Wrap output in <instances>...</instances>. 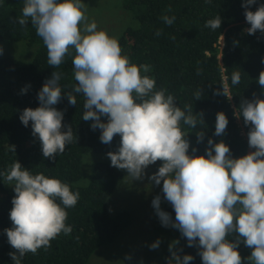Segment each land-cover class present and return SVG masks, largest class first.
I'll use <instances>...</instances> for the list:
<instances>
[{
    "label": "clouds",
    "instance_id": "9594fccd",
    "mask_svg": "<svg viewBox=\"0 0 264 264\" xmlns=\"http://www.w3.org/2000/svg\"><path fill=\"white\" fill-rule=\"evenodd\" d=\"M254 4L256 0L242 3L250 25L246 30L249 35L257 31L264 35V4L249 10ZM29 20L47 49L49 66L59 68L74 51L76 83L66 95L71 105L77 104L75 94L84 97L82 119L92 121L93 130H101L102 143L111 144L114 136H120L118 150L107 153L111 166L127 170V177L133 181L142 180L150 165L162 162L149 177L157 186L163 182V198L175 212L173 222L170 214L160 208L161 197L152 200L162 226L178 229L189 247L198 246L203 264H242L237 250L241 242L252 249L247 258L251 264H264V99H244L239 105L237 117L242 116L244 124L250 126L247 137L252 151L234 158L227 143L209 138L204 155H195L196 148L189 154V132L181 125L190 129L204 125L202 114H194L192 105L182 109L172 94H166L167 89H157L155 78L147 75L152 66L137 65L122 54L118 38L98 29L94 20L89 21L83 0H25L17 22L27 26ZM162 20L170 26L175 17L163 16ZM221 23L218 15L206 21L205 27L216 30ZM60 79L61 73L53 71L38 93L39 107L25 108L19 117L25 127L32 122V135L39 139L43 157L52 160L77 141L72 127L62 123L64 112L54 107L65 95ZM240 80L241 73L233 72L232 85ZM257 82L264 89V70ZM28 87L21 92L26 93ZM216 94L232 98L226 82L222 83V92ZM194 95L196 100L201 99V89ZM228 123L225 113L218 112L214 135H225ZM196 135L197 143L202 142L204 131ZM11 150L15 152L14 145ZM0 175L6 184L14 185L9 212L12 227L4 229L8 243L15 249L8 254L14 264H21L27 253L47 250L61 233L71 234L66 209L76 206L79 191L73 192L69 184L42 172L33 174L18 160ZM232 234L235 240L230 241ZM177 243L173 241L169 246V264L173 260L175 264H189L194 257L181 258L174 250ZM159 244L158 239L150 248L156 249Z\"/></svg>",
    "mask_w": 264,
    "mask_h": 264
},
{
    "label": "trees",
    "instance_id": "16d2710c",
    "mask_svg": "<svg viewBox=\"0 0 264 264\" xmlns=\"http://www.w3.org/2000/svg\"><path fill=\"white\" fill-rule=\"evenodd\" d=\"M125 11L132 13L138 22L137 28L127 29L119 43L124 55L132 63L149 64L152 71L147 73L155 78L157 89H167L179 107L193 106V113H201L204 125H197L188 131L187 139L195 155H204L211 138L214 142L223 140L230 147L234 158L246 155L253 149L248 146L247 133L250 126L244 124L239 116L242 100L264 99V89L257 79L264 70V35L257 31L247 33L250 25L245 19L243 0H120ZM25 0H0V43L27 42L39 44L40 48L30 63L15 58H0V173L6 172L18 160L23 168L33 174L44 173L70 185L73 192L79 191L80 199L68 212L67 224L73 230L70 235L61 233L51 241L47 250L41 248L35 255L27 253L21 264H88L94 254L103 246L115 242L132 224L129 212L110 215L108 201L123 173L117 171L109 162H98L90 174L86 187L76 183L82 178V162L88 153L106 155L115 152L120 146V136L116 135L111 144L100 141L101 130L91 128L92 121H84V97L75 94L77 104L71 105L66 93L76 83L73 76L72 57L74 51L65 57L59 68L47 63V49L42 38L36 33L29 20L27 26L17 21L22 15ZM264 0H256L249 10L255 11ZM171 11H167V9ZM222 18L221 27L212 30L205 27L206 21L216 16ZM175 17L172 25H166L162 17ZM157 31L161 34L157 35ZM223 39V47L220 41ZM53 71L61 73L59 81L65 95L54 107L64 112L62 123L71 126L77 141L69 144L63 154L55 160L43 157L41 143L32 135L31 121L25 127L19 117L25 108L39 107L38 93L45 80ZM241 73L239 84L232 85V73ZM228 84L229 100L222 94V83ZM26 93L21 89L29 86ZM202 91L201 99L195 93ZM255 94V96L253 95ZM224 112L228 118L226 134L214 135L216 114ZM235 113V115H234ZM103 122L106 117H101ZM199 119V117H197ZM66 130V128L64 129ZM198 131H204V139L197 143ZM15 146V152L11 150ZM161 161L152 166L159 168ZM12 186L6 184L0 175V264H14L9 252L15 251L8 243L4 229L12 227L9 212L15 195ZM59 203V201H57ZM161 210L170 214L173 222L175 212L172 205L161 195ZM174 250L181 256L194 257L189 264H203L198 254V246L189 247L187 239L175 229ZM235 240V234L228 237ZM249 257L252 249L243 242L237 249ZM171 253L167 250L162 264H169ZM171 264H175L173 260Z\"/></svg>",
    "mask_w": 264,
    "mask_h": 264
},
{
    "label": "rangeland",
    "instance_id": "374dc122",
    "mask_svg": "<svg viewBox=\"0 0 264 264\" xmlns=\"http://www.w3.org/2000/svg\"><path fill=\"white\" fill-rule=\"evenodd\" d=\"M87 5L89 21L94 20L98 29L107 30L110 36L120 40L125 31L137 28L138 22L132 13L123 9L120 0H83ZM223 47V39L220 41ZM0 58H15L30 63L38 52L40 45H28L27 42H1ZM98 162H109L106 155L88 153L82 162V178L76 183L79 187H86L90 181V174ZM123 173V179L118 183L114 193L108 201L111 216L120 212L132 215L131 226L113 243L101 247L88 264H162L169 246L176 240L175 228L162 226L152 200L163 195L162 183L155 185L149 177L158 171L150 165L142 180L131 181L127 170L117 169ZM14 190V186L11 187ZM159 247L151 249L150 245L156 240ZM240 253V252H239ZM242 264H251L248 257L242 255ZM131 257L127 259L126 257Z\"/></svg>",
    "mask_w": 264,
    "mask_h": 264
}]
</instances>
